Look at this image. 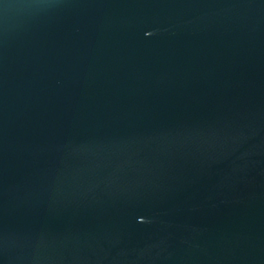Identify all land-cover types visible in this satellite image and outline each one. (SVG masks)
Returning a JSON list of instances; mask_svg holds the SVG:
<instances>
[{
  "label": "water",
  "instance_id": "95a60500",
  "mask_svg": "<svg viewBox=\"0 0 264 264\" xmlns=\"http://www.w3.org/2000/svg\"><path fill=\"white\" fill-rule=\"evenodd\" d=\"M0 264H264V0H0Z\"/></svg>",
  "mask_w": 264,
  "mask_h": 264
}]
</instances>
